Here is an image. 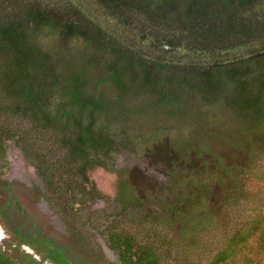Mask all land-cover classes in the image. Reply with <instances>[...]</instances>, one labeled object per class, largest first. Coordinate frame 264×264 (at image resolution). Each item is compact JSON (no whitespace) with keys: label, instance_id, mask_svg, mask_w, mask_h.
<instances>
[{"label":"trees","instance_id":"trees-1","mask_svg":"<svg viewBox=\"0 0 264 264\" xmlns=\"http://www.w3.org/2000/svg\"><path fill=\"white\" fill-rule=\"evenodd\" d=\"M84 1L0 0V55L5 59L0 60L1 92L18 105L34 108L35 118L55 123L51 106L38 102L47 88L56 89L66 107L62 114H54L65 117V127L73 126L76 136L65 142L66 159L46 146L48 140L41 143L31 129L5 136L36 149L24 152L28 151L26 156L33 164L40 161L37 173L43 187L28 188L0 176V226L7 236L2 242L5 249L0 245V264H179L162 256L148 236L118 225L102 230L109 249L118 256L116 262H108L101 252L87 248L78 232L56 234L36 204L63 196L76 205L84 203L85 191L78 195L76 182H90L86 174L90 164L104 166L99 158L111 154L113 138L103 126L111 118L98 117L108 101L95 94L97 82L108 86L115 99L127 100L138 93L148 103L155 95L154 108L163 104L176 118L185 114V98L198 97L200 104L216 102L231 132H241L238 138L249 141V133L254 137L264 134V0H91L95 11L105 16L104 22L88 15ZM38 29L46 36H58L60 42L79 45L80 59L75 62L64 53V57H53L34 45L35 40L26 44ZM3 113L2 124L7 122ZM162 117L169 116L162 113ZM202 121L203 132L214 131ZM229 141L238 146L236 135ZM175 147L159 150L171 166L185 158L184 151L200 153L183 150L180 142ZM2 148L0 143V156L4 155ZM71 157L81 161L77 162L78 173L73 171L74 163L68 164ZM253 171L249 173L264 187V163L260 171ZM183 185L175 181L173 199L162 201L154 221L179 222L183 230L196 233L204 219L209 221L202 210L211 185L199 181L192 196H184ZM119 195L124 209L142 205V200H133L124 182H120ZM162 244L169 246V242ZM22 245L39 261L22 250ZM205 264H264V205L247 214Z\"/></svg>","mask_w":264,"mask_h":264},{"label":"rangeland","instance_id":"rangeland-1","mask_svg":"<svg viewBox=\"0 0 264 264\" xmlns=\"http://www.w3.org/2000/svg\"><path fill=\"white\" fill-rule=\"evenodd\" d=\"M83 3L88 15L98 17L100 22L105 21L101 10L96 12L93 1L85 0ZM32 40H35L34 45L38 44L42 51L53 57H64V53L75 62L80 59L78 54L81 49L77 47L79 45L60 42L56 35L46 36L38 29L26 44H32ZM0 60H5L3 55H0ZM96 74L101 81L100 73L97 71ZM96 84L95 94L98 97L103 95L108 101L104 103V110L98 117L107 120L111 118L103 126L113 138L112 152L99 158L98 162L104 166H99L96 162L90 164L86 171L90 182L82 183L80 179L76 182L78 195L82 189L85 191L84 203L76 205L69 202V197L66 196L52 199L51 202L41 199L36 204L37 211L47 218L48 224L56 234L67 236L71 230L78 232L87 248L101 252L104 259L111 263L116 262L118 256L109 249L102 236V230L117 225L148 236L149 242L160 247L162 256L179 264L207 263L222 248L226 238L239 222L244 221L251 211L264 205L263 184L257 180L254 173H249L250 170L257 172L262 169L264 134L254 137L253 133H249V141H246L245 137L238 138L241 132L237 129L234 131L236 134L231 132L232 127L226 124L221 116L223 109L216 102L200 104L198 97L195 98L198 99L196 102L195 99L185 98V114L176 118L174 115L171 117L169 109L163 104L154 108L153 103L157 100L155 95L149 98L148 103L138 93L127 100H120L114 98L108 86L102 87L98 82ZM1 89L0 84V111L3 110L2 116L7 120L5 125L0 122V143L8 147L7 177L28 188L34 185L42 186L43 182L37 173L40 161L33 164L26 156L28 151L24 152L36 149L24 142L16 144L6 137L10 135L9 132L17 134L18 131L23 133L31 129L33 135L38 133L41 143L48 140L46 146L50 150L60 152L63 154L62 159H66L63 149L65 142L68 144L74 141L76 136L73 126L65 127L68 124L65 117L59 118L55 115L64 112V98L56 89L47 88L42 94V100L38 102L51 106L53 118L57 119L55 124L50 119L42 121L35 118L34 108L25 104L18 105L12 99L6 98ZM162 113L169 117L163 118ZM215 114L218 119H214ZM202 120H205L203 125L206 128L214 131L203 132L200 129ZM215 120L217 122H214ZM101 125L98 121V126ZM232 134L236 135L238 142H235L238 146L229 141L234 138ZM177 142L181 143L183 150H198L200 153L196 156L191 151H184L187 153L185 158L179 159L177 164L171 166L165 155L159 156V150H175ZM33 156L32 152L30 157ZM67 161L68 164L74 163L73 171L78 173L80 165L77 162L80 160L71 157ZM178 180L181 185L184 184L183 189H186L184 196L194 195L195 186L199 181L211 185L209 199L204 202L207 211L202 210L209 221L207 223L204 219L205 222H202L196 233L191 229L183 230L179 222L165 225L161 218L154 221L160 215L162 201L173 199V190H176L174 183ZM119 181L126 184L135 197L133 200H142L139 208L124 209L123 198L119 195ZM96 195L100 197L94 198ZM78 199L79 197H76V200ZM75 208L76 211L73 210ZM181 224L183 225L182 222ZM1 238L0 242L3 239ZM162 242H169V246L163 245Z\"/></svg>","mask_w":264,"mask_h":264},{"label":"flooded vegetation","instance_id":"flooded-vegetation-1","mask_svg":"<svg viewBox=\"0 0 264 264\" xmlns=\"http://www.w3.org/2000/svg\"><path fill=\"white\" fill-rule=\"evenodd\" d=\"M3 149V148H2ZM8 147H6V146H4V149L3 150H5L4 151V155H1L0 156V176H1V178H3L4 180H6V181H8V182H12L13 180H9L8 179V170H9V164H8V162H7V159H6V156H7V153H8ZM0 228H1V231H2V240H1V242H0V245L2 246V249H5V246H3L2 245V242L7 238V236H6V234H5V232H4V230H3V228L0 226ZM26 248H28L27 246H25V245H22L21 246V249L22 250H26ZM27 254H29L27 251H25ZM33 257H34V255H32ZM35 258V257H34ZM37 260V259H36ZM37 261H39V258H38V260Z\"/></svg>","mask_w":264,"mask_h":264},{"label":"clouds","instance_id":"clouds-1","mask_svg":"<svg viewBox=\"0 0 264 264\" xmlns=\"http://www.w3.org/2000/svg\"><path fill=\"white\" fill-rule=\"evenodd\" d=\"M25 251H27V252H28V251H31V250H30L29 248H26V250H25ZM31 252H32V251H31ZM28 253H29V252H28ZM29 254H31V253H29ZM31 255H34V254H33V252H32V254H31ZM34 257L36 258V256H34ZM36 259H38V258H36Z\"/></svg>","mask_w":264,"mask_h":264},{"label":"bare ground","instance_id":"bare-ground-1","mask_svg":"<svg viewBox=\"0 0 264 264\" xmlns=\"http://www.w3.org/2000/svg\"><path fill=\"white\" fill-rule=\"evenodd\" d=\"M2 237V231H1V228H0V238Z\"/></svg>","mask_w":264,"mask_h":264},{"label":"water","instance_id":"water-1","mask_svg":"<svg viewBox=\"0 0 264 264\" xmlns=\"http://www.w3.org/2000/svg\"><path fill=\"white\" fill-rule=\"evenodd\" d=\"M28 252L32 254V252H31V251H28ZM36 258H37V257H36Z\"/></svg>","mask_w":264,"mask_h":264}]
</instances>
